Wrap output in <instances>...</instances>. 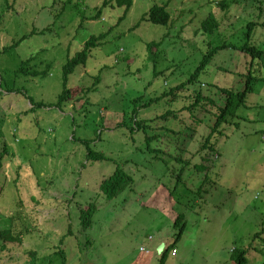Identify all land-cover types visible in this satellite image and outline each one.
<instances>
[{"label":"rangeland","instance_id":"rangeland-1","mask_svg":"<svg viewBox=\"0 0 264 264\" xmlns=\"http://www.w3.org/2000/svg\"><path fill=\"white\" fill-rule=\"evenodd\" d=\"M154 3L167 4L169 25L141 19ZM97 10L100 16L90 19ZM263 10L262 0H133L119 19L123 8L113 1L0 0V231L9 227L13 236L24 235L22 241L4 242L6 235L0 234V264H64L60 250L66 264H231L235 246L247 250L248 264L264 260L262 241L254 236L264 220V88L250 95L255 107L240 112L244 120L223 125L228 135L218 134L215 151L201 149L210 132L205 125L215 120L212 113L193 109L203 119L193 130L186 127L194 125L191 114L182 107L191 102L193 90L214 93L221 104L223 95L212 84L241 88L239 74L250 55L222 49L200 82L179 91L175 102L162 97L147 104L184 81L202 53L233 40L249 20L262 22ZM209 12L221 24L207 34L200 23ZM103 32L85 65L68 76L67 86L78 88L76 95L58 108L62 65L91 35ZM253 39L264 42V27L255 29ZM151 41L158 43L156 74L148 60ZM29 57L27 67L46 69V75L17 73ZM12 86L21 92H7ZM137 97L138 118L150 119L151 133L160 138L154 142L165 150L157 157L147 150L142 132L131 135L123 126L131 124ZM40 101L46 105L34 104ZM171 107L177 119L162 117ZM165 124L184 132L165 135ZM84 139L113 161L87 160ZM180 154L188 165L176 160ZM198 163L207 169L201 166L197 173ZM116 165L133 182L107 200L99 184ZM205 172L206 192L198 195ZM89 202L97 210L92 227L83 230L79 207ZM179 212H185L186 228L177 250L162 262L159 246L178 232L172 220Z\"/></svg>","mask_w":264,"mask_h":264},{"label":"trees","instance_id":"trees-1","mask_svg":"<svg viewBox=\"0 0 264 264\" xmlns=\"http://www.w3.org/2000/svg\"><path fill=\"white\" fill-rule=\"evenodd\" d=\"M8 2V0H5ZM114 2V4L118 7L123 8V14L120 16L119 19H123L127 11L130 9L133 0H104V3H111ZM264 2V0H262ZM221 6L224 8L228 7V4L224 1H221ZM64 7V6H63ZM264 12V10H263ZM100 16L99 10L96 11V13L93 16H90V19H95ZM141 19H146L147 21H150L153 24H159L163 26H167L170 24L171 20V14L170 11L167 9V4H157L154 3L152 6L149 7L148 11L145 13V15ZM220 21L216 17V15L213 12H209L207 16L201 20L200 27L203 30L204 33L210 34L213 33L214 30L219 29L220 27ZM264 27V20L262 22L249 20L245 26L243 27V30L241 33H237L234 35V39L229 42H223L220 45H217L211 49H209L206 53H202L200 55L199 60L197 63L194 64L193 68H190L188 76L184 81H181L178 85L170 87L168 92H164L161 96H156L154 98L149 99L147 104H151L152 102L158 101L162 97L164 98H170V103L175 102L178 97L179 91H184L187 88V85H193L195 83L200 82V76L202 75L203 71L207 68V66L210 64V61L212 57L217 53L218 51L222 49H235V50H241V53L243 56L249 54L250 60L248 64V59L244 62V70L240 72V76L243 77L242 81V87L238 85H223L219 86L217 84H212L217 91L219 90L220 93L223 95L222 98H220L221 104L217 103V100L214 98V93H206L202 94L200 90L195 91L193 90V93L190 97H192L191 102L188 105L182 106L184 110H187L191 114V119L193 120V124L191 126H186L187 128H191L193 130H196L197 127L203 122L202 118H198L193 114V109L197 108L198 106H201L203 109H206L207 111L212 113V116L215 118L213 124L211 125H205L206 128L210 129V132L207 136H205L204 141L201 145V149L209 148L210 150L215 151L217 149V143L216 141L218 134L224 135L227 137V132L224 130L227 128L226 125H237L240 120H244L245 116L241 114L240 112H248L252 108L255 107L253 104L252 99H250L251 94H260L261 89L264 88V42H258L255 43L253 37L255 36V29ZM106 35V32L97 34V35H91L83 44V47L76 51L72 56L68 57L66 62L62 65V85L63 89L58 95L57 101L54 104L58 108L61 109L63 104L72 99L74 95H76V92L78 91V88H71L67 86L68 76L74 72L75 68L79 65H85L92 48L97 46V41L101 38H103ZM239 35L242 36V43L237 42V38ZM26 37V35L21 36L17 41H15L12 45L4 47V51L8 50L11 47H14L20 43V41ZM155 46H158V43L151 41L147 44V50H148V60L152 62L153 64V72L156 74V64H157V58H156V52L154 53ZM31 57H29L26 60H23L21 62L20 67L17 69V73L23 74V75H46V69L44 70H30L27 67L28 62L30 61ZM222 67H220L221 69ZM1 78V77H0ZM240 78V77H239ZM1 87V84H0ZM94 90V89H93ZM7 92L11 91H17L21 92L20 88L15 87H8L6 89ZM30 102H34L30 96H28ZM140 98L137 97L133 100L134 106L130 112L129 115V121L131 124H128L127 122H124L123 126L128 127L129 132L133 133L131 135H134L138 132H142L144 136V141L146 142V148L148 151L156 152V157L158 156V153H165V150L162 148H157V144L154 142V139L159 140V134H152L151 133V124L148 122L150 121L143 118H138L139 116V107L140 105H136L137 100ZM166 100V99H165ZM168 101V100H167ZM37 107H42L46 105L44 102L40 101L37 103H34ZM209 105V108L206 106ZM212 107L216 108V111H212ZM33 110L34 108H30ZM174 119H177V115L174 113V110L172 107L168 109L165 113H163L162 117H167L168 115H171ZM172 121V118H169ZM168 119V120H169ZM226 124L223 129V125ZM184 127V126H183ZM163 132L165 135L168 133H172V135H182L184 132V128L180 127L176 129L175 127L171 126V124H165L163 127ZM162 132V133H163ZM263 132V131H261ZM163 133V134H164ZM215 140V141H214ZM86 149V159L87 160H97V159H108L110 161H113V158L107 157L104 153L100 151H96L92 148L93 140L91 139H84L80 140ZM185 149V148H184ZM183 149V150H184ZM218 150V149H217ZM219 153V152H218ZM208 154V152H207ZM204 155V158L208 159ZM219 155V154H217ZM2 154H0L1 159ZM182 154L178 155L176 160L180 162H184V164L189 163L188 159L183 158ZM203 167L205 170L207 169V166L205 163H198L194 164L195 171L198 173L200 172V167ZM208 172H205L203 180L200 182V185L198 186L197 194H202L203 185L205 184V181L207 179ZM177 178L181 180V174L177 175ZM179 179L176 180V187L179 185ZM128 182H133V178L131 175L120 165H116L114 171L109 174L106 178H104L100 184H99V191L102 195L106 197L107 200L114 199L121 190H123L124 186ZM186 187V186H184ZM187 188V187H186ZM188 191H191V189L187 188ZM173 192H170L169 196H172ZM201 197V196H200ZM97 210V207L94 202H89L85 206L79 207V224L81 228L88 229L92 227L93 224V216ZM173 228H178V232H173L174 235L170 237V239H167L166 242H163L162 245L159 247V249L162 252V262H164L172 252H175L177 250L178 241L184 232L186 228V216L185 212H179L176 214L174 219L172 220ZM0 234L6 235L3 238V241L6 242L7 239L8 242L13 241H20L24 237L23 231L19 232V234H16V236L12 235L11 229L4 228L1 230ZM18 233V232H17ZM68 233H72L71 229H68ZM67 233L63 234L60 241L64 239ZM254 236H257V239H260L262 241V245L264 246V220H263V226L262 228L254 234ZM22 241V240H21ZM5 245V244H4ZM255 250H259L255 248ZM261 254L264 256V250H259ZM33 253V258L35 259V252ZM60 253L63 255L64 264L65 262V254L62 250H60ZM229 259L231 264H248V257H247V250L245 248H241L238 246H235L229 253ZM136 264V263H134ZM257 264H264V260H261Z\"/></svg>","mask_w":264,"mask_h":264},{"label":"built area","instance_id":"built-area-1","mask_svg":"<svg viewBox=\"0 0 264 264\" xmlns=\"http://www.w3.org/2000/svg\"><path fill=\"white\" fill-rule=\"evenodd\" d=\"M261 138H262V141H264V129H263V132L261 134Z\"/></svg>","mask_w":264,"mask_h":264},{"label":"clouds","instance_id":"clouds-1","mask_svg":"<svg viewBox=\"0 0 264 264\" xmlns=\"http://www.w3.org/2000/svg\"><path fill=\"white\" fill-rule=\"evenodd\" d=\"M160 246H161V245H160ZM160 246H159V247H160Z\"/></svg>","mask_w":264,"mask_h":264}]
</instances>
